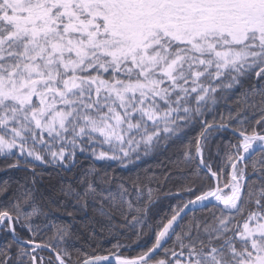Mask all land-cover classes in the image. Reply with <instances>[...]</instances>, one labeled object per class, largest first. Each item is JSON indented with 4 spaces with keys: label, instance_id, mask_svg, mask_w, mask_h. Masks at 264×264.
Here are the masks:
<instances>
[{
    "label": "snow or ice",
    "instance_id": "obj_1",
    "mask_svg": "<svg viewBox=\"0 0 264 264\" xmlns=\"http://www.w3.org/2000/svg\"><path fill=\"white\" fill-rule=\"evenodd\" d=\"M193 124L160 175L95 166L127 168ZM81 155L74 182L41 170ZM0 171L23 173L0 181V264H264V0H0ZM173 179L194 198L153 227ZM61 212L80 229L51 223ZM146 229L150 246L119 254Z\"/></svg>",
    "mask_w": 264,
    "mask_h": 264
},
{
    "label": "trees",
    "instance_id": "obj_2",
    "mask_svg": "<svg viewBox=\"0 0 264 264\" xmlns=\"http://www.w3.org/2000/svg\"><path fill=\"white\" fill-rule=\"evenodd\" d=\"M235 90L233 94V99L236 98ZM228 105L223 103L222 101L216 106V112H225L227 110ZM216 113H210L208 115V119L211 120L212 115H215ZM200 131V125L199 124H193L188 129H186L185 133L180 137L179 140L176 141L175 144L162 149L159 153L151 154L147 157H143L141 160L137 161L135 164L129 165L127 168H123L119 166L116 162H101V161H95V166L97 168H105L108 172L114 173L117 176L122 177H132L135 176L137 173L142 172L144 169H150L152 172H154L156 175H160L161 172L164 170L160 167V165L163 163L165 166H167V162L170 159H175L178 155V148L182 145H186L189 141H191ZM223 139L220 141L222 143H227L228 140L233 139L229 134H221ZM235 142V141H233ZM80 163L77 168L72 169L71 171H65L60 172L58 169L52 168V167H43L41 170L44 172L45 177H51L52 183L56 184L59 181H75V178L80 175L81 172H83L93 161L91 158L84 159V156L81 155L79 157ZM213 166H217L223 163V157L220 158L213 157ZM23 175L22 172L17 171H9L7 173L0 171V181L12 178H19ZM201 176H204V172H201ZM178 181L173 179L165 183L163 186L162 191H169L171 190V195L161 196L160 199L156 202V205L154 207V213L152 215V218L150 220V223L155 227V225L166 215L169 214L172 210V208L179 202V199L182 198L184 201L190 198H194L192 196H189L188 194L182 193L181 197L178 198L175 193L177 191L178 187ZM200 185L202 187H207L209 183H212V181H209L207 179H203L200 182ZM41 190L47 189V183L45 182L41 186ZM211 207V205H209ZM71 210V209H69ZM199 214V210H198ZM192 213H189L188 216L190 217ZM81 216L76 217V221H73L71 217L67 216L65 213H56L55 215L51 216L49 218L50 222L53 224H71L73 227V230H79L81 226L82 221ZM148 231V235L144 236L137 244H132L131 247L127 250L121 249L119 254L126 256V257H134L136 256L141 248L145 246H150L151 240H152V232L150 230ZM115 243V240H112L111 238L106 239L102 243V249L98 250V254L105 255L107 252L106 249H110L112 247V244ZM76 247H80V242H76ZM85 250L88 252H91V248H88L85 246ZM113 251H116V249H112ZM43 255H47V253H43Z\"/></svg>",
    "mask_w": 264,
    "mask_h": 264
},
{
    "label": "water",
    "instance_id": "obj_3",
    "mask_svg": "<svg viewBox=\"0 0 264 264\" xmlns=\"http://www.w3.org/2000/svg\"><path fill=\"white\" fill-rule=\"evenodd\" d=\"M225 191H227V190H225ZM205 203H207V202H205ZM212 203H216L214 200L212 201ZM209 205H211V204H209ZM189 213H191V212H188V214ZM111 258V257H110ZM111 259H113V264H115V260H114V258H111Z\"/></svg>",
    "mask_w": 264,
    "mask_h": 264
}]
</instances>
